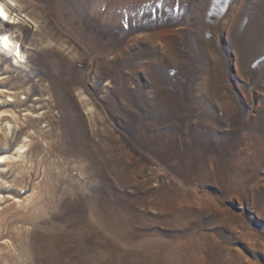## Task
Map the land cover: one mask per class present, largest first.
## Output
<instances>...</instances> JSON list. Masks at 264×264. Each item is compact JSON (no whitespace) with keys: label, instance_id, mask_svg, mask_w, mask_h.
I'll use <instances>...</instances> for the list:
<instances>
[{"label":"rangeland","instance_id":"obj_1","mask_svg":"<svg viewBox=\"0 0 264 264\" xmlns=\"http://www.w3.org/2000/svg\"><path fill=\"white\" fill-rule=\"evenodd\" d=\"M11 1L0 264H264V0Z\"/></svg>","mask_w":264,"mask_h":264},{"label":"bare ground","instance_id":"obj_2","mask_svg":"<svg viewBox=\"0 0 264 264\" xmlns=\"http://www.w3.org/2000/svg\"><path fill=\"white\" fill-rule=\"evenodd\" d=\"M5 2L9 3L12 1L11 0H0V21L2 22H7L11 18L10 11L7 8ZM5 16L7 17V19L4 18ZM0 56L2 57L13 56L15 63H23V61L26 58L25 53L19 49V42L15 40V38L9 32L2 31L1 26H0ZM16 120H17V117H16ZM23 149H24V144L18 147L17 152L19 155L21 154ZM9 158H10L9 156L0 155V162L6 161ZM11 194H13V192H11ZM13 196L16 197V195H13ZM0 200H1V196H0Z\"/></svg>","mask_w":264,"mask_h":264},{"label":"snow or ice","instance_id":"obj_3","mask_svg":"<svg viewBox=\"0 0 264 264\" xmlns=\"http://www.w3.org/2000/svg\"><path fill=\"white\" fill-rule=\"evenodd\" d=\"M4 18H5V19H7V17H6V16H5Z\"/></svg>","mask_w":264,"mask_h":264}]
</instances>
